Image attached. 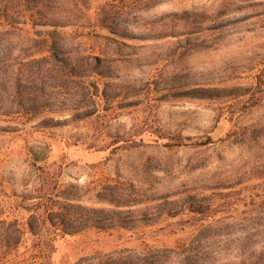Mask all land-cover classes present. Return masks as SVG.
<instances>
[{
	"label": "rangeland",
	"instance_id": "1",
	"mask_svg": "<svg viewBox=\"0 0 264 264\" xmlns=\"http://www.w3.org/2000/svg\"><path fill=\"white\" fill-rule=\"evenodd\" d=\"M101 10L116 35L58 32L73 61H104L44 87L37 117H0L17 254L56 196L94 223L58 233L51 264H264V0H92L91 24Z\"/></svg>",
	"mask_w": 264,
	"mask_h": 264
},
{
	"label": "trees",
	"instance_id": "2",
	"mask_svg": "<svg viewBox=\"0 0 264 264\" xmlns=\"http://www.w3.org/2000/svg\"><path fill=\"white\" fill-rule=\"evenodd\" d=\"M92 0H0V117L38 116L43 104L44 87L49 90L62 88L77 77L76 68L88 65L90 61L101 63L98 56L73 61L66 51V40L59 29H97L112 35L118 33L117 23L109 11L87 16ZM23 27L51 28V31H34L33 37ZM170 36V35H169ZM1 95H7L4 101ZM76 111H79L78 109ZM79 115V114H75ZM47 216H31L27 229L35 238L32 246L36 255L24 258L17 254L22 232L15 223L0 220V232L4 235L5 254L15 253L0 264H51L49 256L54 252L51 245L58 233L70 235L86 228L87 208L71 204L72 199L61 198ZM113 203V200H107ZM53 229V239L47 241L42 230L44 223ZM4 231V232H3ZM2 248V247H0Z\"/></svg>",
	"mask_w": 264,
	"mask_h": 264
}]
</instances>
